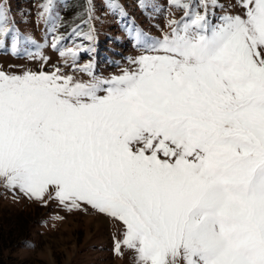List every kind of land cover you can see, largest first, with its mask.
<instances>
[{
	"label": "snow or ice",
	"instance_id": "obj_1",
	"mask_svg": "<svg viewBox=\"0 0 264 264\" xmlns=\"http://www.w3.org/2000/svg\"><path fill=\"white\" fill-rule=\"evenodd\" d=\"M170 3L184 16L151 43L137 31L132 70H0V184L122 222L113 251L135 264H264V0H238L242 14L217 23L207 3ZM86 11L88 32H73L91 41L90 0ZM10 32L0 3V45ZM80 50L61 56L75 67Z\"/></svg>",
	"mask_w": 264,
	"mask_h": 264
},
{
	"label": "rangeland",
	"instance_id": "obj_2",
	"mask_svg": "<svg viewBox=\"0 0 264 264\" xmlns=\"http://www.w3.org/2000/svg\"><path fill=\"white\" fill-rule=\"evenodd\" d=\"M112 2L118 8H109ZM197 11L207 3L210 23L228 12L242 14L238 0H185ZM7 9L12 29L0 45V70L22 74L25 71L51 72L60 69L75 80L87 81L92 76L80 67L92 64V74L102 80L132 70L130 58L144 52L136 39L137 31L144 33L148 43L162 38L170 31L169 20H180L184 9L170 0H90L91 27L94 39L87 33L89 0H51L46 20L39 13L47 0H0ZM121 9L123 14H121ZM54 25H59L54 28ZM54 28V30H53ZM61 36L57 47L53 37ZM16 39L13 49V39ZM81 46L75 67L69 56L61 51ZM43 201L30 199L19 190L0 184V264H135L134 252L122 246L121 253L113 251L114 240L122 239V222L100 213L91 206L68 210L55 198Z\"/></svg>",
	"mask_w": 264,
	"mask_h": 264
}]
</instances>
